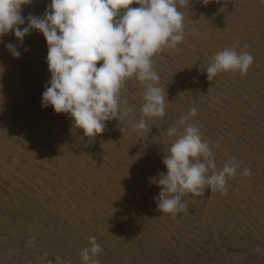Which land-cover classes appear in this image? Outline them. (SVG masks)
<instances>
[{
	"label": "bare ground",
	"instance_id": "6f19581e",
	"mask_svg": "<svg viewBox=\"0 0 264 264\" xmlns=\"http://www.w3.org/2000/svg\"><path fill=\"white\" fill-rule=\"evenodd\" d=\"M50 2L32 0L22 5V16L43 15ZM205 3L177 0L184 39L152 58L156 83L165 89L166 114L145 118L151 131L143 135L131 126L142 115L145 91L134 77L120 91L133 113L86 137L67 114L42 107L50 79L43 34L33 31L22 47L11 32L0 38V228L29 235L31 247L0 252V264H25L24 258L83 264L80 252L90 236L110 259L107 264H215L217 252L228 245L247 247L257 257L232 253V264H264V5ZM26 26L27 21L21 27ZM7 43L17 45L19 58ZM234 45L237 52L247 45L254 63L245 74L221 72L209 81L206 68L214 55ZM193 108L189 122L215 156L216 168L208 174L233 158L238 174L227 177L225 193H186L187 210L160 213L153 197L161 189L149 178L166 174L162 158L177 139L167 129L183 132L178 122ZM245 169L251 174L244 176ZM203 242L208 248L198 253Z\"/></svg>",
	"mask_w": 264,
	"mask_h": 264
},
{
	"label": "clouds",
	"instance_id": "9594fccd",
	"mask_svg": "<svg viewBox=\"0 0 264 264\" xmlns=\"http://www.w3.org/2000/svg\"><path fill=\"white\" fill-rule=\"evenodd\" d=\"M31 2L0 0V38L11 32L22 47L33 31L43 34L50 79L42 92V107L67 114L84 136L95 138L105 131L106 122L121 123L133 113L120 91L134 77L145 91L142 115L131 126L141 135L149 133L145 118L166 114L165 89L156 83L159 75L152 58L165 48H176L184 39V14L177 0H51L43 15L22 16V5ZM189 2L179 0L181 5ZM258 2L264 5V0ZM26 21L27 26L21 27ZM5 47L14 58L21 56L16 44ZM247 47L237 52L234 45L216 53L206 68L207 79L227 71L245 74L254 63ZM195 115L193 108L180 118L183 132L176 126L167 129L169 137H177L162 158L167 172L159 173L158 179L149 178L161 189L153 197L160 213L175 215L187 210L186 193L200 195L206 188L225 193L227 177L238 174L235 158L208 174L216 168L215 156L199 127L189 122ZM250 174V169L243 171L244 176ZM88 245L80 252L83 264H100L96 257L103 249L95 236L88 238ZM60 264L71 262L61 259Z\"/></svg>",
	"mask_w": 264,
	"mask_h": 264
},
{
	"label": "rangeland",
	"instance_id": "374dc122",
	"mask_svg": "<svg viewBox=\"0 0 264 264\" xmlns=\"http://www.w3.org/2000/svg\"><path fill=\"white\" fill-rule=\"evenodd\" d=\"M8 234H10V235H8ZM12 233H9V231L8 230H4V229H2V228H0V246H2V247H0V252H3L2 254H7V253H10V251H12V250H14L13 251V253L15 254L16 252H19V251H24V250H30V246L29 247H27L28 245H30L29 244V238H26L25 236H28L29 237V235H27V234H25V235H19V234H15V235H11ZM5 236V237H4ZM13 236V237H12ZM24 236V237H23ZM7 238V239H6ZM21 238H22V240H21ZM10 239V240H9ZM20 239V240H19ZM24 240V242H22ZM206 240H209V238H207ZM28 242V243H27ZM205 242H203L201 245H199V247L201 246V249H200V251H198V253H201V250H204V249H207L208 247V243H206V244H204ZM26 244H27V246H26ZM23 245H25V246H23ZM205 245V246H204ZM4 247H6V248H4ZM23 247H25L24 249H23ZM28 249H27V248ZM23 250H22V249ZM203 248V249H202ZM231 248V249H230ZM241 249V250H240ZM249 248H247V247H241V246H237V245H228L227 247H225V249H223V250H219V252H217L219 255L221 254V257H219V261L218 260H216L215 262L217 263V264H232V262H233V255H230V254H232V253H245V254H248V256L250 257V260H255V258H257L256 257V254H253L252 253V251H249L248 250ZM2 250V251H1ZM5 250V251H4ZM235 250V251H234ZM245 250V251H244ZM9 251V252H8ZM11 255V254H10ZM1 256H3V255H1ZM8 256H9V254H8ZM103 256V257H102ZM25 257V256H24ZM106 257L108 258V256L107 255H102V254H99L98 255V260L100 261V263H102V264H107V263H109V262H107L108 260H110V259H106ZM169 258H173L174 259V257L173 256H171L170 257V255L168 256ZM230 257H232V258H230ZM33 258H35V257H33ZM228 258V259H227ZM224 259V260H223ZM225 259H227V260H225ZM23 260H25V264H27V261H28V264H36L35 263V259H33L32 261H30L28 258H24ZM106 260V261H105ZM221 260V261H220ZM229 260V261H228ZM264 260V259H263ZM224 261L225 262H227V263H224ZM230 261H231V263H230ZM48 262V261H47ZM215 263V264H216ZM112 264V263H111ZM117 264H123V263H121L119 260L117 261Z\"/></svg>",
	"mask_w": 264,
	"mask_h": 264
}]
</instances>
